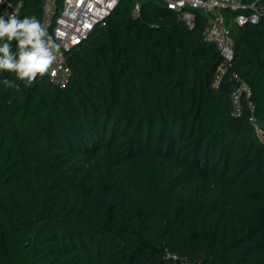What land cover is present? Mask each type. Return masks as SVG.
<instances>
[{
	"label": "trees",
	"instance_id": "obj_1",
	"mask_svg": "<svg viewBox=\"0 0 264 264\" xmlns=\"http://www.w3.org/2000/svg\"><path fill=\"white\" fill-rule=\"evenodd\" d=\"M133 2L69 55L66 86L0 73V264H264V0L256 23L225 11L230 59L200 10L189 26ZM231 71L257 128L232 113Z\"/></svg>",
	"mask_w": 264,
	"mask_h": 264
},
{
	"label": "built area",
	"instance_id": "obj_2",
	"mask_svg": "<svg viewBox=\"0 0 264 264\" xmlns=\"http://www.w3.org/2000/svg\"><path fill=\"white\" fill-rule=\"evenodd\" d=\"M41 22L50 34L58 37L61 53L58 61L45 75L48 81L58 87L66 86L72 76L68 64L69 55L88 39L93 30L101 26L104 20L114 11L119 0H40ZM155 3L174 11L177 16L190 26L195 11L200 10L207 16V24L203 31L204 40L215 44L218 52L227 59L232 56L235 43L234 36L226 23L225 11H235L233 21L242 25L256 23L261 10L256 0H152ZM22 7L20 0H0V15H19ZM140 14L139 0H134L131 15L137 18ZM233 87L230 92L232 113L242 114L244 103L248 109V120L255 126L254 105L250 99L251 88L246 80L236 71L229 75Z\"/></svg>",
	"mask_w": 264,
	"mask_h": 264
},
{
	"label": "clouds",
	"instance_id": "obj_3",
	"mask_svg": "<svg viewBox=\"0 0 264 264\" xmlns=\"http://www.w3.org/2000/svg\"><path fill=\"white\" fill-rule=\"evenodd\" d=\"M61 48L58 37L35 15H0V73L15 77V81L3 80L6 87L18 90L16 81L30 87L37 78L49 74L62 55Z\"/></svg>",
	"mask_w": 264,
	"mask_h": 264
},
{
	"label": "water",
	"instance_id": "obj_4",
	"mask_svg": "<svg viewBox=\"0 0 264 264\" xmlns=\"http://www.w3.org/2000/svg\"><path fill=\"white\" fill-rule=\"evenodd\" d=\"M168 257L174 259L175 260V264H200L198 261L194 262V263H191L189 261H182L176 255H168Z\"/></svg>",
	"mask_w": 264,
	"mask_h": 264
},
{
	"label": "rangeland",
	"instance_id": "obj_5",
	"mask_svg": "<svg viewBox=\"0 0 264 264\" xmlns=\"http://www.w3.org/2000/svg\"><path fill=\"white\" fill-rule=\"evenodd\" d=\"M221 71V70H220ZM257 128V127H256Z\"/></svg>",
	"mask_w": 264,
	"mask_h": 264
}]
</instances>
